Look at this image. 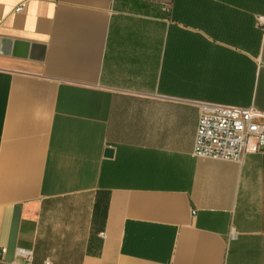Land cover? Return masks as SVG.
I'll return each instance as SVG.
<instances>
[{
  "label": "crops",
  "instance_id": "obj_1",
  "mask_svg": "<svg viewBox=\"0 0 264 264\" xmlns=\"http://www.w3.org/2000/svg\"><path fill=\"white\" fill-rule=\"evenodd\" d=\"M21 1L0 0V264H264V151L191 153L200 103L264 111V0Z\"/></svg>",
  "mask_w": 264,
  "mask_h": 264
},
{
  "label": "built area",
  "instance_id": "obj_2",
  "mask_svg": "<svg viewBox=\"0 0 264 264\" xmlns=\"http://www.w3.org/2000/svg\"><path fill=\"white\" fill-rule=\"evenodd\" d=\"M22 0L14 7L21 10ZM257 22L264 24V16H258ZM264 151V111L256 107L238 106L214 102H202L198 105V115L191 153L199 157L241 161L246 154ZM192 213V210H191ZM4 247L0 246V252ZM27 261L30 251L19 249ZM44 264H51L48 259Z\"/></svg>",
  "mask_w": 264,
  "mask_h": 264
},
{
  "label": "water",
  "instance_id": "obj_3",
  "mask_svg": "<svg viewBox=\"0 0 264 264\" xmlns=\"http://www.w3.org/2000/svg\"><path fill=\"white\" fill-rule=\"evenodd\" d=\"M105 154L110 155V154H111V149H110V148H106V149H105Z\"/></svg>",
  "mask_w": 264,
  "mask_h": 264
}]
</instances>
